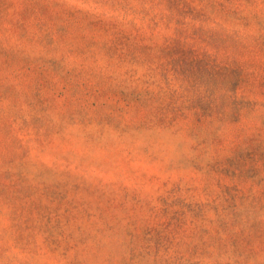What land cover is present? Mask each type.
Masks as SVG:
<instances>
[{"label": "rangeland", "instance_id": "374dc122", "mask_svg": "<svg viewBox=\"0 0 264 264\" xmlns=\"http://www.w3.org/2000/svg\"><path fill=\"white\" fill-rule=\"evenodd\" d=\"M0 264H264V0H0Z\"/></svg>", "mask_w": 264, "mask_h": 264}]
</instances>
